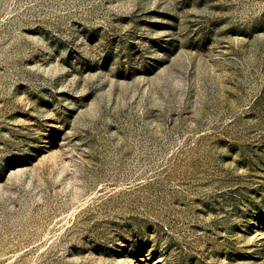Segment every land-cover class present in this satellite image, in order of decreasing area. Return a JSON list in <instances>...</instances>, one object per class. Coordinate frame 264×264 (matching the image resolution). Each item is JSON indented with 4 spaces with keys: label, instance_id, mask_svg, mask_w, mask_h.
Segmentation results:
<instances>
[{
    "label": "rangeland",
    "instance_id": "374dc122",
    "mask_svg": "<svg viewBox=\"0 0 264 264\" xmlns=\"http://www.w3.org/2000/svg\"><path fill=\"white\" fill-rule=\"evenodd\" d=\"M0 264H264V0H0Z\"/></svg>",
    "mask_w": 264,
    "mask_h": 264
}]
</instances>
